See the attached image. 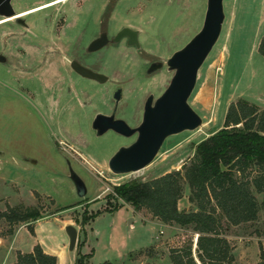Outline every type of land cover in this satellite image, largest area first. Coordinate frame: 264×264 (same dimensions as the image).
I'll list each match as a JSON object with an SVG mask.
<instances>
[{
    "label": "rangeland",
    "instance_id": "1",
    "mask_svg": "<svg viewBox=\"0 0 264 264\" xmlns=\"http://www.w3.org/2000/svg\"><path fill=\"white\" fill-rule=\"evenodd\" d=\"M48 1L12 0L11 6L21 14ZM114 2L119 8L111 15L114 24L110 30H138L141 51L161 62L199 32L207 5V0ZM223 10L220 37L200 68L188 100L202 119V126L167 138L148 166L126 175H113L107 163L130 140L111 133L96 137L91 122L97 114L111 110L110 95L115 87L121 86L124 92L120 114L131 117L129 111L137 108L147 92L156 97L165 89L170 73L162 70L147 77L146 64L134 48L124 42L111 44L99 53L102 60L97 63L108 82L99 85L73 76L81 87L74 90L59 117L54 118L52 77L55 68L69 60L68 52L80 31L68 30V39H56L53 24H49L40 36L43 13L38 11L21 17L25 28L14 19L0 24V54L7 60L0 64V264L14 261L8 256L10 252L17 257L19 249L27 253L36 245L57 252L60 264H76L80 255L89 256L87 264H172L176 252L180 255L181 247L189 243L197 264V234L192 226L166 225L147 210L123 202L115 188L134 181L149 182L189 166L195 147L223 127L231 103L245 100L264 109V58L258 52L264 38V0H223ZM64 12L67 17V9L58 6L48 17L56 20ZM86 17L96 15L89 13ZM84 28L75 48L82 49L91 40L92 27ZM66 31L64 28L61 32L64 38ZM54 51L63 53L54 59L49 55ZM67 162L86 186L84 197L75 192ZM249 172L247 180L257 174L254 167ZM181 184L177 209L196 212L195 203L189 201L188 185ZM255 198L260 207L254 221L231 225L219 211L215 214L232 257L229 264H264V206L262 195L255 194ZM32 212L38 215L35 221L18 222L6 217ZM65 225L78 231L73 251L68 249Z\"/></svg>",
    "mask_w": 264,
    "mask_h": 264
},
{
    "label": "trees",
    "instance_id": "2",
    "mask_svg": "<svg viewBox=\"0 0 264 264\" xmlns=\"http://www.w3.org/2000/svg\"><path fill=\"white\" fill-rule=\"evenodd\" d=\"M258 52L264 58V38ZM252 167L257 174L247 180ZM182 182L191 191L189 201L195 203L196 212L177 209ZM115 194L166 225L192 226L197 234V264H229L232 257L215 214L219 211L228 223L239 225L256 220L260 205L255 194L262 195L264 206V109L259 110L245 100L231 103L223 127L195 147V157L189 166L149 182L134 181L119 186ZM37 216L32 212L6 217L25 222L35 221ZM181 249V254L176 252L172 258V264H196L191 243ZM88 257L80 255L76 264H87ZM14 264H56V258L36 245L31 253L18 254Z\"/></svg>",
    "mask_w": 264,
    "mask_h": 264
},
{
    "label": "water",
    "instance_id": "3",
    "mask_svg": "<svg viewBox=\"0 0 264 264\" xmlns=\"http://www.w3.org/2000/svg\"><path fill=\"white\" fill-rule=\"evenodd\" d=\"M12 0H0V19L11 18L16 15ZM225 15L223 0H207L203 23L199 32L180 50L173 53L166 61V66L172 77L163 93L152 103L148 99L142 122L136 130H131L122 120H114L113 116L97 114L92 123V130L96 136L101 137L108 131H113L124 137H131L137 133L136 140L127 147L119 148L108 161V170L113 175H126L142 170L148 166L162 148L169 137L184 132H192L202 126V119L191 108L188 100L194 91L200 68L217 43L224 23ZM19 25L26 27L21 18H17ZM137 31L124 27L112 43L122 38H128V46L139 48L136 39ZM105 36L94 40L89 51H97L107 45ZM6 58L0 54V64ZM74 71L81 77L104 84L108 77L93 72L76 63L72 64ZM112 100L116 105L122 100L121 89L115 90ZM34 164L35 162H30ZM69 179L72 182L78 197L87 193L84 182L69 166ZM68 237V249L73 251L77 243V229L72 225L65 226Z\"/></svg>",
    "mask_w": 264,
    "mask_h": 264
},
{
    "label": "flooded vegetation",
    "instance_id": "4",
    "mask_svg": "<svg viewBox=\"0 0 264 264\" xmlns=\"http://www.w3.org/2000/svg\"><path fill=\"white\" fill-rule=\"evenodd\" d=\"M91 1L92 0H90L89 2H84V0H68L66 3L58 4L56 6H51L49 8L38 11V13L39 12L43 13V16L41 17V20H40L41 25H39L40 31H41L40 36H44L43 27L46 25L49 26V24H53L52 26L54 27V29L52 30V32H54V34H55L54 37L56 39H60V38H62L63 40L68 39V30L69 31L70 30L71 31H74V30L80 31L79 32L80 35L76 36V39H75V41H73V45L71 46V49L68 52L69 56H70L69 60L65 61L61 67L55 66L56 67L55 72H54L53 77H52V79H54V80L50 86L51 102H53V104H54L53 110H51V111L53 113V116H55L54 118L59 117V114H61V111L64 109L66 102L73 97L71 95H73L74 90L77 91V88L81 87L80 82L78 80L76 81L73 78V76H75L76 78H79L81 80L89 81V82L94 83V84H99L95 81L85 79V78L81 77L80 75H78L74 71V69L72 68L73 63H76V64H78V65H80L86 69L93 71V72L101 73L98 69L99 60L100 59L102 60V58H100L99 53L102 52L105 48H107L111 44L112 45L113 44H120L121 42H124V45L128 46V38H126V37L122 38L117 43H112L116 39V37L118 36V33L120 32V30L122 29L121 28L115 32L110 30V26H112V23L114 24L113 17H111V15L113 14L114 10H118L119 5H118V7H116L117 4L114 2V0H108V2H105V0H95L96 1L95 4H91ZM45 4H48V3L44 2L42 4H39L38 7H41ZM58 6H63L67 9V11H68L67 17H66V12H64V15H62L59 19L50 21L51 17H48V15L52 11H54L56 9V7H58ZM89 13L95 14L96 18H91V19L87 18L86 16ZM22 20H24V19H22ZM14 23L17 24L18 26L22 27V28H25V27L19 25V23H17L16 20H14ZM90 26L92 27V30H90L91 40L89 41V43L82 49H79L78 46H76V48H75L74 43L80 41V39L82 37L81 33H83V31L85 30L84 27H90ZM64 28L67 30L65 32L66 36H67L66 38H64L63 34H61V32L64 30ZM86 30H88V29H86ZM57 31L60 33L59 36L56 35ZM136 31H137L136 39L139 43V36L140 35L138 33V30H136ZM102 35L106 37L107 42H108L107 45H105L102 49L90 52L89 51L90 44ZM52 36L53 35H50V37H52ZM128 47L134 48L136 53H137V57L140 60H142L143 62H145V64H146L145 72H144L145 76L151 77V76L155 75L156 73L161 72L162 70H165L166 72L170 73V79H171L172 73L168 71L167 66H166V61L168 59L165 60V62H161L159 60L152 58V54H149V52L141 51L140 44H139V48H136L134 46H128ZM79 51H80V53H79ZM61 53H63V52L54 51V52H51V54H49V55H50V57L52 56V58L55 59L56 56H58ZM95 54H98L99 56L96 55V57H93V55H95ZM6 61L3 63V65L6 63ZM87 61H89V62L91 61V62L89 63ZM94 61H96V62H94ZM62 74L65 75L66 77H62ZM101 74H103V73H101ZM66 79H68V80L70 79L71 83H67V82L62 83L61 82V80H66ZM170 79H169V82H170ZM107 82H108V79L104 84H106ZM104 84H99V85H104ZM167 84H169V83H167ZM166 87H165V89H166ZM36 89H38V88L36 87ZM117 89H121V92H122V100L118 103V105H116L114 103V101L112 100V95L115 92V90H117ZM163 91H161V93H159L156 97H154L152 95V92H147V94H145L143 96V98L139 101V104H138L136 109H134V107H132V109L130 111L128 110L129 111L128 115L131 116V117H129L127 115H121L120 114L123 110L120 105L124 100V92H123V89L121 86H117V87H115V89L113 90V92L110 95V99L112 101L113 107L111 108V110L109 112L101 113V114H104L105 116H108V117L113 116L114 120H122L129 126V128L131 130H136L142 122L145 105H146L148 99L151 97L152 103H153L163 93ZM69 96H71V97H69ZM94 118H93V120H94ZM130 118H132V119H130ZM128 119H130V120H128ZM93 120L91 122V131L96 136V131L92 130ZM108 133L116 135L117 137H119L121 139L130 140L127 145H124L122 147H127V146L131 145L137 138V133H135L131 137H124V136L119 135L113 131H108L105 134H108ZM67 164H68V162H67ZM107 165H108V163H107ZM68 168H69V164H68Z\"/></svg>",
    "mask_w": 264,
    "mask_h": 264
},
{
    "label": "crops",
    "instance_id": "5",
    "mask_svg": "<svg viewBox=\"0 0 264 264\" xmlns=\"http://www.w3.org/2000/svg\"><path fill=\"white\" fill-rule=\"evenodd\" d=\"M54 1H56V0H51V1H48V2H46V3H52V2H54ZM46 5V4H45ZM38 6V5H37ZM37 224V223H36ZM66 226V225H65ZM64 226V227H65ZM129 227V226H128ZM132 227V225L129 227V228H131ZM77 238H78V231H77ZM40 247L42 248V250H43V252L45 253V254H47V255H51V256H54L55 258H56V264H60V260H59V258H58V253L57 252H55L53 249H47L45 246H43V245H40ZM65 247V245H63L62 244V249ZM75 248H76V246H75ZM33 249V248H32ZM32 249H31V251L30 252H27V253H24L23 251H21L20 249H19V251H20V253L21 254H28V253H31L32 252ZM18 251V250H17ZM8 256L10 257V260H14L13 262H11V263H2L1 262V264H14L15 262H16V260H17V257H16V255H14L13 254V256H12V254H11V252H10V254H8ZM73 262V263H72ZM70 264H74V261H72Z\"/></svg>",
    "mask_w": 264,
    "mask_h": 264
},
{
    "label": "bare ground",
    "instance_id": "6",
    "mask_svg": "<svg viewBox=\"0 0 264 264\" xmlns=\"http://www.w3.org/2000/svg\"><path fill=\"white\" fill-rule=\"evenodd\" d=\"M66 1H68V0H56V1H54V2H52V3H49V4H46V5H43V6H41V7H36V8H33V9H31V10H27V11H24V12H22L21 14L20 13H16V15L15 16H13V17H11V18H5V19H0V24L1 23H5V22H7V21H11V20H16L17 18H21V17H23V16H27L28 14H31L32 12H37V11H39V10H43V9H46V8H49V7H51V6H56V5H58V4H62V3H65ZM20 14V15H19ZM19 15V16H18ZM16 17V18H15Z\"/></svg>",
    "mask_w": 264,
    "mask_h": 264
}]
</instances>
